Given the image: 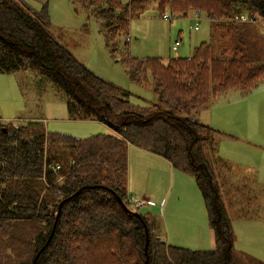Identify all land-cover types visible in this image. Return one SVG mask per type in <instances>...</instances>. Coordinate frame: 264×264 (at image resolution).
<instances>
[{"label": "trees", "instance_id": "16d2710c", "mask_svg": "<svg viewBox=\"0 0 264 264\" xmlns=\"http://www.w3.org/2000/svg\"><path fill=\"white\" fill-rule=\"evenodd\" d=\"M32 1L36 6L0 0V74L33 71L63 95L70 120H93L110 132L77 138L13 128L0 118V264H264L234 248L209 154L217 148L215 131L183 117L232 90L243 98L264 82V0H155L160 18L165 10L175 18L210 16L209 37L217 42L214 55L205 41L190 56L167 60L134 58L128 49L131 18L153 0H68L97 24L104 50L118 56L127 79L151 84L158 103L144 107L50 34V0ZM241 14L253 23L227 21ZM129 146L194 180L212 249L166 244L152 218L131 208Z\"/></svg>", "mask_w": 264, "mask_h": 264}, {"label": "rangeland", "instance_id": "374dc122", "mask_svg": "<svg viewBox=\"0 0 264 264\" xmlns=\"http://www.w3.org/2000/svg\"><path fill=\"white\" fill-rule=\"evenodd\" d=\"M27 1L36 6L34 1ZM48 12L51 18L50 34L79 62L97 76L125 89L130 103L140 107L158 103L151 84L130 82L123 72L118 56L112 57L104 50L97 24L87 13L68 0H50ZM165 13L169 12L165 10ZM191 15L187 18L176 16L171 20H163L158 16L157 2L151 1L138 16H133L130 20V55L138 59L167 60L169 57L178 56L185 58L191 55L194 47L205 41L211 44L214 55L217 42L209 37L210 22L207 23L206 15L201 13L202 20L197 31L192 28L194 21ZM241 15L249 18L247 14ZM249 19L247 23H253ZM123 39L125 41L126 37H121V41ZM175 42H179L176 53L171 49ZM239 96L237 90H232L217 96L216 102L206 111L195 116L194 113L185 114L183 117H193L198 122L201 120L200 123L211 124L216 128L213 129L215 141H221L216 154L227 162L217 166L221 176V195L224 188L226 191L221 199L230 211L229 217L236 239L234 248L243 255H251L264 261V82L242 100L238 99ZM242 117L244 122H241ZM0 118L11 127L31 125L77 138L110 132L99 122L70 120L63 95L33 71L0 74ZM221 133L234 138L222 136ZM139 173L140 181L133 178L131 186L130 180L128 181V192L134 198L148 197L151 200L149 206L152 207L138 211L152 218L154 234L168 245H172L168 243L169 233L180 234L176 241L178 244L172 245L176 247L213 248V236L208 227L201 194L194 180L184 174V181L174 180L169 200L165 204L171 183L163 166L154 164L149 170L143 167ZM186 182H189L195 194ZM258 183L263 186H258L255 191ZM243 184L247 188H240ZM238 188L240 190L237 194ZM180 208L187 210L197 229L200 227L201 232L204 229L209 231L202 234L201 241L191 243L187 233L172 228V222H175L172 217L181 213ZM239 208L246 213H241ZM242 214L245 218H242Z\"/></svg>", "mask_w": 264, "mask_h": 264}, {"label": "crops", "instance_id": "0c3cea01", "mask_svg": "<svg viewBox=\"0 0 264 264\" xmlns=\"http://www.w3.org/2000/svg\"><path fill=\"white\" fill-rule=\"evenodd\" d=\"M209 23V22H207ZM178 56V55H177ZM180 57V56H179ZM240 97H238L239 99ZM240 100H242V98H240ZM210 108V107H209ZM207 110V109H206ZM204 110V111H206ZM203 112V111H202ZM199 117H200V114H199ZM201 119V118H200ZM73 121V120H72ZM245 119L242 117L241 119V122H244ZM88 122H96V121H93V120H90ZM201 122V120H200ZM204 125H206L205 123H202ZM209 126L210 128L212 129H215L216 128L214 126H212L211 124L207 125ZM13 128H16L17 126H13ZM222 136H229L230 138H234L233 136H230V135H225V134H222ZM221 141H216V150H214V152H209L211 158L214 160V165H213V172H214V175H215V178H216V181L218 183V186H219V192H220V196L223 197L224 194L226 193L225 191V188H224V192H223V195H221V189H220V172L218 171V166L217 164H227V162L220 156V155H217L216 152L218 151L219 149V144H220ZM259 143V142H258ZM256 146H261V145H257L255 144ZM154 164H159V165H162L165 172L169 174V177H170V183H171V186L169 187V191H168V194L166 196V200L164 201L165 204L168 202L169 200V197H170V193H171V188H172V184H173V181L174 180H177V182H181V181H184L183 178H182V175L180 172H175L174 168H172V166L170 165L169 162H167L166 160H161V158H159L158 156L156 155H153V154H150L142 149H139L137 147H134V146H129L128 148V181L130 180V186L132 184V179L133 178H137V180L140 181V173H139V170L143 167H146L148 170L151 169V167L154 165ZM129 173H130V177H129ZM139 173V174H138ZM188 184V186L190 187L189 189L195 194V192L193 191V188L192 186L189 184V182H186ZM195 183V182H194ZM196 185V184H195ZM130 186H127V192L129 191L130 192ZM258 186H263L261 185L260 183H258L254 190L257 191L258 190ZM196 188L198 189V187L196 186ZM240 188H247L246 185H242ZM238 188L236 190V193L238 194V191L239 189ZM199 191V189H198ZM128 192V196L131 198V197H134L133 195H130ZM180 192V191H179ZM200 192V191H199ZM201 194V193H200ZM227 196V194L225 195ZM202 197V196H201ZM161 204V202L159 203ZM152 207V206H150ZM149 208V207H148ZM225 208L227 209V207L225 206ZM145 209V208H143ZM181 209V213L179 215H175L172 217V220H174L175 222H172V228L173 229H179L182 231V233H187V237H189V241H191V243H197L199 241H201V238H202V234L204 232H209L208 230L204 229V231L201 232V229L200 227L197 229L196 226L193 225V222H194V219L191 218L190 214L187 212V210H183L182 208ZM142 210V209H141ZM240 212L241 213H246L244 210H242V208H239ZM231 211H233L231 209ZM141 213V212H140ZM227 213H228V216H229V213L230 211L227 209ZM244 214H242V218H245L244 217ZM163 216H165V213L163 212ZM230 218V217H229ZM241 218V219H242ZM231 220V219H230ZM233 228V226H232ZM178 231V230H177ZM210 233L212 234L211 230H210ZM210 237V236H209ZM180 238V234L179 235H176V234H171L169 233L168 234V243L170 244H178L176 243V241ZM167 243V242H166ZM179 247V246H178ZM184 248V247H183ZM189 249V248H188ZM212 249V248H211ZM191 250H209L208 248L206 249H191Z\"/></svg>", "mask_w": 264, "mask_h": 264}, {"label": "built area", "instance_id": "2783aa9c", "mask_svg": "<svg viewBox=\"0 0 264 264\" xmlns=\"http://www.w3.org/2000/svg\"><path fill=\"white\" fill-rule=\"evenodd\" d=\"M174 16L172 15V13H163L162 18L163 20H171ZM191 18L193 19L194 23L192 25V28L194 30H199L200 28V22L202 20V15L201 13H199L198 11H193ZM207 22H211L212 19L210 16L206 15L205 17ZM227 21L229 22H233V23H247L248 21H250V19L244 15H235L234 17H232L231 19H228ZM126 40H130L129 36L127 37ZM179 42H175L172 46V51L174 53L177 52V48H178ZM176 56V54H175ZM60 166L59 165H55L52 169L53 171L59 170ZM129 201H130V205L131 207H133L135 210H140L146 207H150V199L148 197H142V198H134V197H129Z\"/></svg>", "mask_w": 264, "mask_h": 264}, {"label": "water", "instance_id": "95a60500", "mask_svg": "<svg viewBox=\"0 0 264 264\" xmlns=\"http://www.w3.org/2000/svg\"><path fill=\"white\" fill-rule=\"evenodd\" d=\"M135 215H137V213H134ZM38 255V254H37ZM37 257V256H36Z\"/></svg>", "mask_w": 264, "mask_h": 264}]
</instances>
